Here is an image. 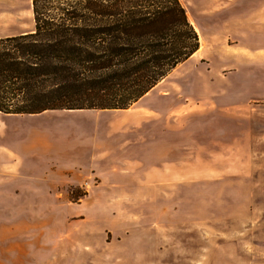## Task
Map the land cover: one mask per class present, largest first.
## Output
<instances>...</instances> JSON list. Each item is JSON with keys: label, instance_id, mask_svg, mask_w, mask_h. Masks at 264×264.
I'll list each match as a JSON object with an SVG mask.
<instances>
[{"label": "rangeland", "instance_id": "rangeland-1", "mask_svg": "<svg viewBox=\"0 0 264 264\" xmlns=\"http://www.w3.org/2000/svg\"><path fill=\"white\" fill-rule=\"evenodd\" d=\"M180 2L201 49L127 110L0 113V220L48 212L46 264H264V0Z\"/></svg>", "mask_w": 264, "mask_h": 264}, {"label": "trees", "instance_id": "trees-1", "mask_svg": "<svg viewBox=\"0 0 264 264\" xmlns=\"http://www.w3.org/2000/svg\"><path fill=\"white\" fill-rule=\"evenodd\" d=\"M0 38V113L127 110L199 49L180 0H32Z\"/></svg>", "mask_w": 264, "mask_h": 264}, {"label": "crops", "instance_id": "crops-1", "mask_svg": "<svg viewBox=\"0 0 264 264\" xmlns=\"http://www.w3.org/2000/svg\"><path fill=\"white\" fill-rule=\"evenodd\" d=\"M193 28L195 29L194 26ZM195 31L200 42V35L196 29ZM25 33L27 32L0 36V38ZM200 49L201 47L198 51ZM1 217L0 214V219ZM48 217L47 212L37 213L34 216L31 214L26 217H15L13 219L10 217L4 221L0 220V264H46L49 252Z\"/></svg>", "mask_w": 264, "mask_h": 264}, {"label": "bare ground", "instance_id": "bare-ground-1", "mask_svg": "<svg viewBox=\"0 0 264 264\" xmlns=\"http://www.w3.org/2000/svg\"><path fill=\"white\" fill-rule=\"evenodd\" d=\"M191 23V22H190Z\"/></svg>", "mask_w": 264, "mask_h": 264}]
</instances>
